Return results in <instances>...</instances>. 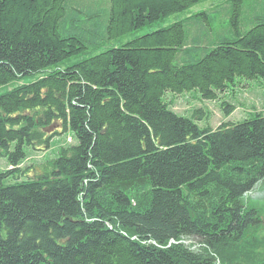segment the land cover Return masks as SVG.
Listing matches in <instances>:
<instances>
[{"label": "trees", "instance_id": "obj_1", "mask_svg": "<svg viewBox=\"0 0 264 264\" xmlns=\"http://www.w3.org/2000/svg\"><path fill=\"white\" fill-rule=\"evenodd\" d=\"M208 1L0 0V86L37 75L0 94V264H264V109L200 128L167 99L264 89V0Z\"/></svg>", "mask_w": 264, "mask_h": 264}, {"label": "rangeland", "instance_id": "obj_2", "mask_svg": "<svg viewBox=\"0 0 264 264\" xmlns=\"http://www.w3.org/2000/svg\"><path fill=\"white\" fill-rule=\"evenodd\" d=\"M224 0H212L206 3H201L192 7L189 10V14L195 12L200 8H211L215 5L221 4ZM186 13H177L151 24H147L139 29L133 30L127 34L121 35L114 39H105L102 44H99L95 48H89L87 51L79 54L76 57L71 58L70 62H75L83 58H87L99 52H102L108 48L118 47L123 43L143 34H147L166 27L171 23L185 17ZM64 66V65H63ZM37 75L24 76L20 81H12L11 83L0 86V94L12 88L19 83H27L35 80ZM241 85L231 86L224 93L219 94L216 100L202 99L198 92L195 90L184 91L182 94H167V99L172 102V109L181 116L191 118L200 127L210 126L214 128L221 121L223 122H238L246 119L249 112L261 111L264 109V89L257 80L242 81ZM227 103L234 107L231 113H225L221 109V103ZM200 110V112H199ZM70 132H64L61 135H55L51 141L50 149L33 150L29 151V159L26 160L23 165H29L35 163L37 165L40 161H44V158L52 156L53 151L60 145L68 142V136ZM46 151V152H45ZM50 155V156H49ZM7 167L6 159L0 156V170ZM36 168L38 166H35ZM38 170V168H37ZM34 171H30L29 175H33ZM4 181H12L8 178H1ZM242 202L254 207L260 215V224L257 228H251L248 231V235L254 234V237L261 238L264 236V180L259 182L255 187L244 194L241 198ZM264 251V248L255 249V252ZM239 262L243 263L245 258L240 257Z\"/></svg>", "mask_w": 264, "mask_h": 264}]
</instances>
